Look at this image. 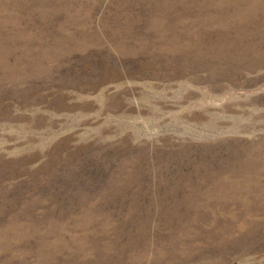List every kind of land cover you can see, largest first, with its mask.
Here are the masks:
<instances>
[{
  "label": "rangeland",
  "instance_id": "rangeland-1",
  "mask_svg": "<svg viewBox=\"0 0 264 264\" xmlns=\"http://www.w3.org/2000/svg\"><path fill=\"white\" fill-rule=\"evenodd\" d=\"M0 264H264V0H0Z\"/></svg>",
  "mask_w": 264,
  "mask_h": 264
}]
</instances>
